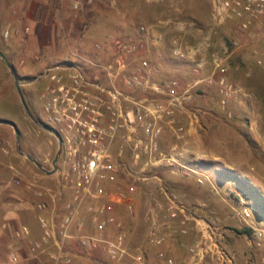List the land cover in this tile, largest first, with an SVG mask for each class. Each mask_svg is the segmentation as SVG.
I'll list each match as a JSON object with an SVG mask.
<instances>
[{"label": "rangeland", "instance_id": "obj_1", "mask_svg": "<svg viewBox=\"0 0 264 264\" xmlns=\"http://www.w3.org/2000/svg\"><path fill=\"white\" fill-rule=\"evenodd\" d=\"M85 3L67 16L65 24L57 28V40H51V45L44 49L34 40L42 27L34 25L27 12L31 10L30 16H36L32 10L47 9L51 0H0V46L22 78V89L34 118L53 127L46 122L40 94L32 84L34 76L45 66L78 55H99L100 61L108 62L114 54L116 39L138 41L140 46L131 57L129 70L146 58L154 88L177 81L172 123L168 119L159 122V149L177 156L181 165L195 169L196 176L174 174L172 171L179 167L176 164H157L153 171L162 178L170 195L229 233L222 241L229 246L226 248L236 264H244L250 258L243 230L249 227L236 217L240 198L251 211L254 226L264 224V15L241 27L239 19L217 15L214 0H93L89 6ZM95 41L102 42L105 51L97 54L93 48ZM177 49L179 52H175ZM137 96L149 98L154 104L166 98L155 89L145 95L138 92ZM0 118L17 124L22 133V151L51 172L58 141L29 118L14 77L1 57ZM62 160L63 157L58 167ZM46 171L20 155L14 129L0 125L1 260L7 258L10 246L20 243L13 237L20 227L18 219L39 234L34 207L49 200L53 210L62 208L59 180ZM158 186L155 182L137 195L136 217L126 207L121 209L131 248L146 240L145 200L147 191L162 198ZM44 187L51 188V193ZM53 198L58 200L56 204ZM9 214L14 217L4 230ZM84 216L85 222L81 223L91 232L92 224ZM28 245L27 240L19 244L21 264L50 263L46 255H30ZM70 247L75 264H107L101 251L80 250L75 241ZM251 250L255 251V259L250 264H264V248Z\"/></svg>", "mask_w": 264, "mask_h": 264}, {"label": "built area", "instance_id": "obj_2", "mask_svg": "<svg viewBox=\"0 0 264 264\" xmlns=\"http://www.w3.org/2000/svg\"><path fill=\"white\" fill-rule=\"evenodd\" d=\"M67 1L77 11L93 0ZM214 4L217 15L239 19L241 27L264 15V0H214ZM113 44L114 54L108 62L100 61L99 55L93 58L78 55L49 64L41 73L45 86L40 99L46 122L53 127L40 122L60 136L62 145L63 160L53 174L59 180L62 208L53 210L49 200L40 201L34 209L41 238L32 240V231L26 225L16 229L13 237L20 243L29 241L28 253L46 255L48 264H75L70 247L74 241L80 250L101 251L107 264H151L145 246L129 247L124 224L115 212L126 207L134 217L137 195L155 182L162 198L147 191L149 245L160 248L165 232L175 230V226H180L182 234L190 222L196 226L194 212L170 195L162 178L153 171L157 164L171 167L176 164L179 167L172 171L174 174L196 176L195 169L181 165L177 156L160 151L158 146L159 122L168 119L172 123L177 81L170 80L164 87L154 88L146 58L134 69L128 68L139 42L116 39ZM93 48L98 54L106 46L95 41ZM91 68L99 71L92 72ZM152 89L166 98L154 104L149 98L137 96L138 92L149 94ZM128 159L130 163L126 162ZM44 189L51 193V188ZM57 201L53 198V203ZM239 202L236 217L252 231L245 234L246 242L250 249H263L264 224L255 227L251 211L243 199ZM83 215L92 224L91 232L81 223L85 222ZM197 227L199 239L184 246L187 260L183 264H236L234 256L221 243L223 228L205 220L199 221ZM7 228L4 225L3 229ZM20 243L10 246L7 258L0 259V264H21ZM156 255L163 264H176L161 250ZM252 261L246 260L245 264Z\"/></svg>", "mask_w": 264, "mask_h": 264}, {"label": "crops", "instance_id": "obj_3", "mask_svg": "<svg viewBox=\"0 0 264 264\" xmlns=\"http://www.w3.org/2000/svg\"><path fill=\"white\" fill-rule=\"evenodd\" d=\"M89 4H91V3L90 2L85 3L86 6H89ZM71 8H72V6H70V3L67 0H51V5L47 9H33L32 10V13L36 14V16H34L33 14H31V16H30L31 10H30V12H27L28 17L31 19L33 24L34 25L39 24L42 27V29L40 28L41 30L39 31V33L34 37L35 42L36 43L39 42V45L44 46V49H45L47 45L48 46L51 45V40L56 41L57 35H58V33L56 32L57 28L59 26H61L62 23L65 24L64 22H65L67 16L71 12H74L73 8L72 9ZM54 49H55V51L58 50L57 47ZM147 203H148L147 200H145L146 207H148ZM138 206H139V203H138ZM122 208L123 207L118 208L115 212L117 217L121 221L123 220V216L120 213ZM33 214H34L35 219L37 221V226L39 227V231H40L39 234L36 230H34L35 228H33L27 224H26V226H29L31 231H32L31 239L32 240H38L42 236V230L40 228V224H39L38 219H37L38 213L36 212L35 209L33 211ZM194 214L196 215V226L194 225L193 222H190L189 224H187V226L185 227L186 228L185 234L180 233V229H181L180 226H175L176 229L173 231L172 230L166 231L165 232V240H164L163 244L160 246V248H154L152 245H149V243L147 242V237H146V240L144 242H142L141 245L145 246V248L147 249L149 261L151 264H163L157 259V255H156L157 251H160V250L163 251L166 256L173 258L175 260L176 264L185 263V261L187 260V253L185 251L184 246L193 244L195 241H197L199 239L200 234L198 231L197 223L201 220L207 221L206 219L202 218L196 212V210H194ZM13 217L14 216H12V214H9L8 216H6L5 220H6V222L7 221L9 222L6 225L10 224V222L12 221L11 219ZM23 221L24 220H21V218H20V220L18 219L19 226L25 225L23 223ZM124 227H125V231H126L127 236H128L129 247L131 248L132 243L130 241V234L127 231L125 225H124ZM36 234L39 235L40 237L39 236H38L39 238L36 237ZM226 237H229V233L224 231L223 239H225ZM222 240H221V243H222L223 247L229 252L228 248H226L228 246L227 243L224 244ZM139 245L140 244H136V246H139ZM73 253H74V251H73ZM247 253H248V256L250 259L253 258L252 262H254L255 258L253 255H255V251L251 250L248 247ZM230 254H231V252H230ZM245 263L246 262H244V264Z\"/></svg>", "mask_w": 264, "mask_h": 264}, {"label": "water", "instance_id": "obj_4", "mask_svg": "<svg viewBox=\"0 0 264 264\" xmlns=\"http://www.w3.org/2000/svg\"><path fill=\"white\" fill-rule=\"evenodd\" d=\"M1 22V20H0ZM0 57L2 59L5 60V62L7 63L13 77H14V80H15V86H16V89L18 91V94L20 96V99H21V102L24 106V109L25 111L27 112V115L29 116V118L31 120H33V122H35L39 127H41L42 129L48 131L49 133L53 134L58 140H59V148H58V153L53 161V171L52 172H48L45 170V168L43 167V165L41 163H39L37 161V159H35L34 157H32L31 155L29 154H26L25 152L22 151V148H21V137H22V133L19 129V127L17 126V124L12 121V120H9V119H4V118H0V125H5V126H10L14 129V132H15V135H16V142H17V149H18V152L20 155L26 157L27 159H29L31 162H33L38 168H40L41 170H44L46 171L48 174H54L56 173L57 169H58V162L60 160V156H61V153H62V145H61V139H60V136L54 132L52 129H50L49 127L43 125L41 122H39L38 120H36L33 116V114L31 113L30 109H29V106L26 102V99H25V96H24V93H23V90H22V84H21V80H20V76L17 72V69L16 67L14 66V64L12 63L10 57H8L1 49H0Z\"/></svg>", "mask_w": 264, "mask_h": 264}, {"label": "flooded vegetation", "instance_id": "obj_5", "mask_svg": "<svg viewBox=\"0 0 264 264\" xmlns=\"http://www.w3.org/2000/svg\"><path fill=\"white\" fill-rule=\"evenodd\" d=\"M56 63H59V62H56ZM56 63H51V64H56ZM43 71V70H42ZM42 71L40 72V73H38L37 75H35L34 76V79H33V81H32V84H33V87H34V90L38 93V94H41L42 93V90H43V88H44V86H45V84H44V80H43V78H42V76H41V73H42ZM21 80V79H20ZM24 86V85H23ZM22 86V87H23ZM23 90V89H22ZM24 93V92H23ZM25 96V95H24Z\"/></svg>", "mask_w": 264, "mask_h": 264}, {"label": "trees", "instance_id": "obj_6", "mask_svg": "<svg viewBox=\"0 0 264 264\" xmlns=\"http://www.w3.org/2000/svg\"><path fill=\"white\" fill-rule=\"evenodd\" d=\"M0 49L3 51V48H2V46H0ZM21 80H22V78H21ZM244 232H246V233H250V229H247V230H243Z\"/></svg>", "mask_w": 264, "mask_h": 264}]
</instances>
